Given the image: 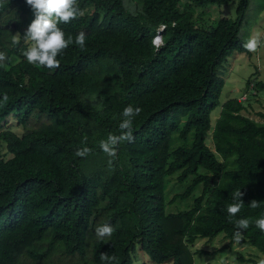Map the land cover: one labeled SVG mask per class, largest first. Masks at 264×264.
<instances>
[{
	"label": "trees",
	"instance_id": "1",
	"mask_svg": "<svg viewBox=\"0 0 264 264\" xmlns=\"http://www.w3.org/2000/svg\"><path fill=\"white\" fill-rule=\"evenodd\" d=\"M229 1L78 0L81 14L60 27L73 41L83 31L85 47L70 44L49 70L26 60L23 38L12 44L33 19L30 7L0 0V264H104L101 253L133 264L137 246L157 264H193L205 251L191 249L198 239L223 233L215 252L232 248L240 218L253 223L239 242L264 253L254 223L264 215V120L246 114L247 96L231 97L213 126V147L206 141L221 67L234 52L250 53L243 44L264 8L261 1L248 16L250 0H238L234 18L194 15ZM127 105L142 109L134 142L121 143L110 164L99 141L119 134ZM174 134L181 143L172 148ZM84 146L91 153L76 156ZM177 172L180 183L191 179L171 201L199 185L201 192L191 207L170 212L165 178ZM239 189L244 206L229 217ZM252 199L260 206L251 208ZM106 222L115 231L98 239L95 228Z\"/></svg>",
	"mask_w": 264,
	"mask_h": 264
},
{
	"label": "rangeland",
	"instance_id": "2",
	"mask_svg": "<svg viewBox=\"0 0 264 264\" xmlns=\"http://www.w3.org/2000/svg\"><path fill=\"white\" fill-rule=\"evenodd\" d=\"M181 1L184 2L185 0ZM261 1L264 2V0H250L249 12L247 10L248 16L249 14L253 16L251 13L258 7ZM237 2L238 0H230L227 4L222 6L208 5L203 8H194V15L197 17L200 16L204 20L208 21H216L222 16L234 18ZM255 19V23H253L250 28L249 36L254 31L264 33V8L260 11L257 18L255 17ZM28 46L30 47L31 45H26V43H24L22 47H20L21 52L24 53ZM221 72L224 78V85L219 97L220 103L210 113L211 128L206 135L207 144L211 148L213 147L211 138L212 129L217 118L220 116L222 104L227 99L231 97L246 99L247 96V100L244 102L247 104L246 114L260 122L264 120L258 115L259 112L264 113V87L260 89L256 85V83L259 82L264 84V45L258 48L255 53L234 52L232 55L227 57L223 63ZM248 80H250V83L247 87ZM8 124L15 126V119L9 117ZM15 130L19 131L20 128L17 127ZM180 143L181 142L177 134H174L172 148H175ZM179 174L180 173L177 172L165 178L166 210L170 212L185 210L191 207L194 197L199 195L201 192L202 185H199L187 198L183 200L177 198L174 201H171L175 194L183 192L191 179V177H188L185 181L180 183L177 179ZM225 241L223 233L217 234L209 241L204 238L198 239L191 249H202L205 251L193 255V264H237L240 263V253L244 254L245 257H251L261 263L264 262V253H261L249 244H242L237 240L234 241L232 248L215 252V250L225 243ZM133 264L157 263L151 261L149 257L137 246L136 251L133 253ZM241 264L253 263L246 261Z\"/></svg>",
	"mask_w": 264,
	"mask_h": 264
},
{
	"label": "clouds",
	"instance_id": "3",
	"mask_svg": "<svg viewBox=\"0 0 264 264\" xmlns=\"http://www.w3.org/2000/svg\"><path fill=\"white\" fill-rule=\"evenodd\" d=\"M25 3L30 7L33 19L28 24L23 35L19 31L13 35L12 44L19 45L21 38L26 43H30L31 46L23 53L29 63L53 70L60 66V61L57 57L70 44L75 43L81 49L85 47L86 35L83 31L79 32L73 41V38L70 35L66 36L64 30L60 27V24L70 23L81 14L78 0H25ZM160 29L162 28H159L158 31ZM152 43L158 51L164 44L162 36L159 34L155 35ZM262 45H264V33L254 31L243 44V47L248 52L255 53ZM5 58L4 53H0V62L4 61ZM4 99H7L6 95ZM141 111L142 109L139 106L134 108L132 105H127L124 107L122 111L123 119L119 123V134L110 133L106 139L99 141L100 150L111 158L109 160L110 164L116 159L117 148L121 143L134 142L133 118L139 115ZM91 151V148L84 146L77 148L75 154L83 158L89 155ZM243 195L244 193L240 189L233 193V202L227 205L229 217H235L240 213L244 206ZM260 203L261 201L258 202L252 199L248 205L251 208H257L260 206ZM251 223L253 221L248 218L236 220V231L233 234L234 239L239 241L242 238L243 231L248 229ZM254 223L257 228L264 231V215L256 218ZM114 231L115 229L112 225L106 222L95 228V235L98 239H103L110 237ZM100 259L104 264H115L116 262L115 256H109L105 253H101Z\"/></svg>",
	"mask_w": 264,
	"mask_h": 264
},
{
	"label": "water",
	"instance_id": "4",
	"mask_svg": "<svg viewBox=\"0 0 264 264\" xmlns=\"http://www.w3.org/2000/svg\"><path fill=\"white\" fill-rule=\"evenodd\" d=\"M161 32H162V29H160V30L158 31V33H157V34H159V35H160V34H161Z\"/></svg>",
	"mask_w": 264,
	"mask_h": 264
},
{
	"label": "built area",
	"instance_id": "5",
	"mask_svg": "<svg viewBox=\"0 0 264 264\" xmlns=\"http://www.w3.org/2000/svg\"><path fill=\"white\" fill-rule=\"evenodd\" d=\"M161 28H162V27H161ZM238 99H239V100H244V99H241V98H239V97H238Z\"/></svg>",
	"mask_w": 264,
	"mask_h": 264
}]
</instances>
